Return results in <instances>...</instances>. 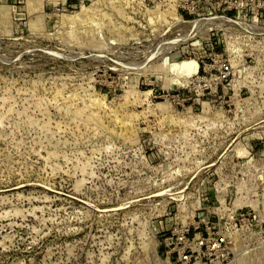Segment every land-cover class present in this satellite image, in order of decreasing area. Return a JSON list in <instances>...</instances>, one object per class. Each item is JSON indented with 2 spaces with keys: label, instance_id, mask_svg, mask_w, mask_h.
<instances>
[{
  "label": "rangeland",
  "instance_id": "rangeland-1",
  "mask_svg": "<svg viewBox=\"0 0 264 264\" xmlns=\"http://www.w3.org/2000/svg\"><path fill=\"white\" fill-rule=\"evenodd\" d=\"M30 1L0 0V264H264V0Z\"/></svg>",
  "mask_w": 264,
  "mask_h": 264
},
{
  "label": "bare ground",
  "instance_id": "bare-ground-1",
  "mask_svg": "<svg viewBox=\"0 0 264 264\" xmlns=\"http://www.w3.org/2000/svg\"><path fill=\"white\" fill-rule=\"evenodd\" d=\"M28 2H31L30 0H28ZM86 7L84 6V9H85ZM82 9H83V7H82ZM86 11V10H85ZM174 14V13H173ZM75 15V14H74ZM76 15H78L77 13H76ZM73 17V16H72ZM76 18V17H75ZM80 18V17H79ZM37 21V20H36ZM72 21V20H71ZM74 21H75V19H74ZM39 23V22H38ZM194 23H196V22H194ZM38 24L36 23V22H34L33 21V19L29 22V26H30V28L32 29V30H35L36 29V26H37ZM195 25V24H194ZM43 27V26H42ZM41 27V28H42ZM231 45V44H230ZM229 45V46H230ZM231 49V48H230ZM163 66H165L164 64H163ZM165 67H167V66H165ZM196 67H197V61L195 60V59H184V60H178L177 62H175L174 63V66L173 67H171V70H172V73L175 75V76H177L179 79H181L182 80V78H187V77H189V75L192 73V72H194L195 71V69H196ZM164 68V67H163ZM168 68V67H167ZM165 70H166V68H164ZM193 74V73H192ZM174 76V77H175ZM174 77H173V80H174ZM177 80V79H176ZM184 80V79H183ZM167 82V81H166ZM170 82V81H169ZM185 82H186V80H185ZM167 84V83H166ZM165 85V84H164ZM168 86V85H167ZM157 105L160 107V108H165L166 107V103L165 102H159V103H157ZM204 105H205V103H204ZM199 117H204V115H199ZM75 187H78V186H76L75 185ZM238 192H240L241 191V186H239V188H238ZM239 200H241V199H238V200H236L235 201V203L236 204H238V203H240L241 201H239ZM242 203V202H241ZM250 203L254 206V207H256V205H257V202L256 201H254V200H251L250 201ZM236 206V205H235ZM237 206H239V205H237ZM157 243L158 242H155V248L157 247ZM170 262V261H169ZM168 262V263H169ZM167 263V264H168ZM170 264V263H169Z\"/></svg>",
  "mask_w": 264,
  "mask_h": 264
}]
</instances>
